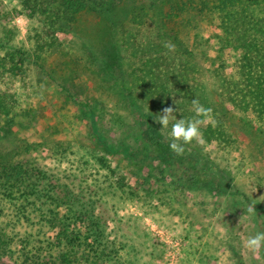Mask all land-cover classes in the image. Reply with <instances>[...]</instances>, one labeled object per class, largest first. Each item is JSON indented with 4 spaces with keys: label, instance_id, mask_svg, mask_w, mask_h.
I'll list each match as a JSON object with an SVG mask.
<instances>
[{
    "label": "rangeland",
    "instance_id": "obj_1",
    "mask_svg": "<svg viewBox=\"0 0 264 264\" xmlns=\"http://www.w3.org/2000/svg\"><path fill=\"white\" fill-rule=\"evenodd\" d=\"M89 1L66 24L61 0H0V264H165V235L177 264H264L245 246L264 232V121L221 95L236 0ZM194 98L214 120L185 145L206 184L142 142H171L155 116L192 118Z\"/></svg>",
    "mask_w": 264,
    "mask_h": 264
},
{
    "label": "trees",
    "instance_id": "obj_2",
    "mask_svg": "<svg viewBox=\"0 0 264 264\" xmlns=\"http://www.w3.org/2000/svg\"><path fill=\"white\" fill-rule=\"evenodd\" d=\"M58 3L62 7L59 16L66 24L73 22L77 13L82 10H95L94 4H91L89 0H61ZM236 3L238 9L232 13L235 16L233 17L235 26L232 25L235 37L225 36L223 41L241 50L235 62L238 78L236 81L227 82L221 95L231 105V109L237 107L250 109L264 121V22L249 20V15L253 13L252 8L260 7L264 10V0H236ZM106 13H111L110 9ZM211 131L216 134L215 139L226 142L227 135L220 126L213 127ZM142 142L155 151L161 162L172 163L183 159L188 168L194 169L191 175L192 181L197 184L207 183L206 178H200L196 173V170L201 168H198V162L201 160L195 152L186 148L184 155L177 156L170 149V142H167L150 126L143 128ZM200 170L203 172L205 169ZM1 174L0 171V180L3 178ZM224 179L223 175L221 182Z\"/></svg>",
    "mask_w": 264,
    "mask_h": 264
},
{
    "label": "clouds",
    "instance_id": "obj_3",
    "mask_svg": "<svg viewBox=\"0 0 264 264\" xmlns=\"http://www.w3.org/2000/svg\"><path fill=\"white\" fill-rule=\"evenodd\" d=\"M164 47L169 52L175 50V45L170 41L164 42ZM192 109L194 111L192 118L186 119L182 117L178 119L175 115L177 109L170 105L164 107L160 114L154 118L156 123L162 125L161 130L168 129L171 124V129L168 133L171 140L169 147L177 156L184 155L186 151L185 145H191L194 141L198 144L204 143L200 126L205 120L214 123L212 109L201 104L199 99L194 98L192 100ZM249 211L251 212L252 209L249 208ZM245 246L253 253H258L264 248V232H257L254 236H250L245 242Z\"/></svg>",
    "mask_w": 264,
    "mask_h": 264
},
{
    "label": "built area",
    "instance_id": "obj_4",
    "mask_svg": "<svg viewBox=\"0 0 264 264\" xmlns=\"http://www.w3.org/2000/svg\"><path fill=\"white\" fill-rule=\"evenodd\" d=\"M158 234H160V232H158ZM162 238L163 236H160V239L166 246L165 264H177L182 249L180 238H171L170 235H165L164 238Z\"/></svg>",
    "mask_w": 264,
    "mask_h": 264
}]
</instances>
